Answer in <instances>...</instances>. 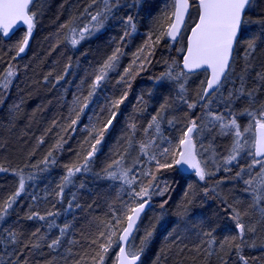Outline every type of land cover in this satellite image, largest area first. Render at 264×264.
<instances>
[{"label": "trees", "instance_id": "trees-1", "mask_svg": "<svg viewBox=\"0 0 264 264\" xmlns=\"http://www.w3.org/2000/svg\"><path fill=\"white\" fill-rule=\"evenodd\" d=\"M125 2L131 3L132 0ZM89 3L90 0H40L34 9L38 11L36 26L27 49L20 57H16L15 53L26 31L20 29L8 39L0 36V78L9 65L17 72L11 88L5 94L7 98L0 105V169H4L0 171V201L14 194L18 188L20 175L26 180L25 192L18 198L17 204L2 226L10 227L19 234L21 243L12 247L22 250V258H26L29 264H46L49 260L53 261V264H74V261L81 257H83L82 264H92L91 257L95 255V246L90 247L86 238H94L98 219H111L110 209L120 208L121 201L129 199L126 195L128 191L126 186L102 178L107 165L118 158L113 149L119 147L118 141H121L127 125L135 122L137 125L135 141H146L148 137L143 129L151 116L167 101L170 107L163 114L161 134H156L154 129L150 130V133L156 136L161 147L171 148L178 143L180 130L187 123L185 114L189 116L193 114V111L180 99L178 89L173 82L165 81L164 86L161 87L157 79L168 71V66L173 60L180 65L183 52L178 50L185 48L184 37L177 42H171L165 37L160 45L155 47L154 54L150 57L151 63H146L142 70L135 65L132 66L130 77H126L130 87L126 88L125 84L117 83L120 75L124 74V69L131 65L134 54L148 41V33L158 29L161 24L166 27L170 23L164 18L166 14L163 10L167 5V11L171 12V0H144L142 8H123L115 19L107 21L100 33L73 48L65 39L69 33L68 28L61 26L70 18L79 17ZM192 3L186 23L187 29L197 18L196 0H192ZM129 14L135 19L136 32L121 43L120 38L125 30L121 19ZM244 18L247 23L242 25L236 43L233 66L239 73L245 63L248 42L255 38L256 49L254 59L251 61L254 68L248 75V87L252 88L256 86V72L264 71V23H260L264 21V0H253ZM85 22H87L86 17L76 21L77 24ZM118 45L124 53L118 67L110 73L107 82L97 90L89 109L81 115L73 131L68 125L70 120L75 118L71 109L74 94L78 92L77 86L84 81L83 93L86 95L87 85L92 79L90 74L112 54ZM69 64L71 68L67 75L57 83L56 78L64 75L65 68ZM45 76L48 77L47 81L44 79ZM206 78L205 71L189 76L185 85L186 91L182 94L188 102L198 101L197 93L201 89V82ZM236 83L239 86L238 80ZM125 90L128 91V97L119 108L120 114L115 127L105 134V142L101 151L95 155L90 171L78 173L74 184L65 189L63 198L57 197L55 192L63 176L66 175V167L72 166L73 163H82L83 156L88 150L89 118L92 122L97 119L106 120V106L112 100L119 98ZM258 97L264 100V87L260 89ZM140 98L142 103L139 102ZM14 105L19 107L13 108ZM200 111L198 109L196 114L199 115ZM173 118H175L174 126L166 122ZM241 123L244 124L245 121L242 119ZM63 128L68 130L62 131ZM86 128L88 131L85 130ZM161 135L167 137V141H162ZM61 136L66 143L62 149H55L54 146ZM41 139L43 143H40ZM49 151L53 153L50 160L54 159L56 162L44 165L42 161ZM129 151L131 155L124 160V167H133L139 155L138 150L129 149ZM229 167H232L231 172L217 171L205 181H198L194 172L183 173L175 166L156 173L158 181L168 184L169 192L164 197H152V206L143 215L139 222L140 230L135 233L137 239L134 243L139 245L144 230L155 225L153 240L141 257L143 264H152L161 248L165 249L167 255V258L162 260V264H220V257L228 251L227 248L221 250L220 241L225 236L235 234L234 222L230 219L228 206L243 208L248 203L246 197L237 200L244 201L243 204L232 201L228 198V193L225 195L227 190L220 195L214 192L216 190L213 191L217 184L229 182L233 184L230 187L238 196L240 194L245 196L242 181L234 178L238 168ZM44 168L47 170L41 171ZM149 168L155 171V162L149 163L147 157H144L131 175H136L139 180L147 182L149 178L141 173ZM29 176H34L35 179L30 181L27 179ZM189 185L192 187L189 188ZM185 192L189 193L187 197L184 195ZM33 195L38 199L32 200ZM165 198L169 199V203L161 209L160 203ZM69 201L73 205L71 210L68 209ZM32 211L42 215L52 211L58 212L59 215L54 218L48 217L45 221L29 220L27 216ZM255 218L253 216V219ZM53 219L61 227L65 222L73 226L64 238V243L56 251L46 247V244L58 235L56 229L49 230L47 227ZM177 220L180 221L182 241V243L177 241V244L180 247L188 246L179 254H177L179 248L171 243L172 237H168ZM247 221L248 217H245V222ZM122 227L124 224L119 225V228ZM36 228H40V232L33 237L31 233ZM210 229L213 230L216 243L211 248L213 255L208 257L203 251L196 252L194 246L200 244L201 249L207 247V244H201V241L206 242L211 239L203 235ZM118 235L119 231L117 237ZM41 236L46 239L41 240ZM117 237L113 239L116 240ZM70 239L78 240L80 243L70 245L67 243ZM245 239L249 245L255 244V247H244L241 251V254L248 259V264H264V228L258 227L255 234L246 233ZM29 241L39 243L41 247L24 248L23 245ZM69 247L73 250L72 256L66 251ZM3 248L4 246L0 245V251H3ZM116 251L118 249L114 246L106 257L105 264H114ZM225 258L227 264H242L237 259L235 251Z\"/></svg>", "mask_w": 264, "mask_h": 264}, {"label": "snow or ice", "instance_id": "snow-or-ice-1", "mask_svg": "<svg viewBox=\"0 0 264 264\" xmlns=\"http://www.w3.org/2000/svg\"><path fill=\"white\" fill-rule=\"evenodd\" d=\"M39 2L40 0H0V36L10 38V33L18 24L26 25V34L18 43L16 57L24 53L29 44V39L37 23L38 11L34 9ZM252 3L253 0H196L197 18L190 28V35L187 36L186 48L178 50L184 53L182 66L173 60L168 66V71L157 78L161 87L164 86L165 81L173 82V85L178 89L180 99L184 101L188 109L193 111V114L190 116L185 114L187 123L180 130L178 143L171 148L161 147L156 136L150 133V130L154 129L156 134H161L163 114L170 107L167 101L151 116L147 126L143 129L148 137L146 141H135L134 138L137 133L135 122L127 125L121 141H118L119 147L113 149L118 158L107 165L104 169L105 175L102 178L126 186L128 190L126 195L129 199L121 201L122 206L120 208L110 209L111 219H98L94 238H86L90 247L95 246V255L91 257L92 264H105L106 257L114 246L118 249L115 252L114 264H143L141 257L153 240L155 225L144 230L143 236L139 239V245L134 243L137 239L135 233L140 230L139 222L146 207H151L152 197H164L169 192L168 184L166 182L162 184L158 181L156 173L174 166L178 170L185 167L193 170L198 181H205L207 177L215 175L220 170L231 172L232 167L229 166L238 168L234 178L242 181L243 192L248 203L243 208L228 206L230 219L234 222L235 234L225 236L220 241L221 250L225 248L228 250L224 256L220 257V264H227L225 257L233 251L242 264H248V259L241 254V251L244 247H255V244L249 245L247 243L246 233L255 234L258 227L264 228V100L258 97L260 89L264 87V71L256 72V86L249 88L248 75L254 68L251 61L254 59L256 49L255 38L248 42L245 63L239 73L233 66L235 62L233 52L242 25L247 23L244 18L245 10L251 7ZM143 5L144 0H132L131 3H127L125 0H90L79 17H72L61 26L69 30L65 39L71 47L76 48L82 41L100 33L107 21L115 19L123 8H142ZM192 6V0H171V12H168L167 5L165 6L163 11L166 15L164 18L170 23L166 27L161 24L158 29L148 33V41L134 54L131 65L124 69V74L120 75L117 83L125 84L126 88L130 87L126 77H130L133 65L142 70L146 63H151L150 57L154 54L155 47L159 46L165 37L171 42L178 41V38L186 30L185 18L189 15V9ZM84 17L87 18V22L76 23L77 20ZM121 23L125 28L120 38L121 43H123L125 38L136 32V23L133 15L130 14L123 17ZM260 23H264V21H260ZM69 25L72 26L69 27ZM122 55L124 53L118 45L112 54L90 74L92 79L87 85L86 95L83 93L85 82L82 81L81 85L77 86L78 92L74 94L71 109L75 118L70 120L68 128L75 131L74 126L77 125L85 110L89 109L90 102L97 90L107 82L110 73L116 70ZM70 68L71 64L66 66L64 75L56 78L57 83L65 78ZM198 69H205V71L210 69V76L201 82V89L197 93L198 101L188 102L182 94L186 91L185 85L190 74ZM16 76L15 68L9 65L3 77L0 78V105L7 98L5 94L11 88ZM44 79L47 81L48 77L45 76ZM237 80L239 86H237ZM127 97L128 91L125 90L119 98L112 100L106 106V120L97 119L92 122L89 118L90 131L85 129L89 136L88 150L83 156L82 163H73L72 166L66 167V175L63 176L62 182L57 186L55 192L57 197L63 198L65 189L74 184V179L78 173L90 171V165L95 155L101 151L105 142V134L115 127V122L120 114L119 108ZM139 102L142 103V98ZM237 105L239 107H236ZM18 107L19 105L13 106V108ZM220 108L223 110H218ZM198 109L201 110L199 115L196 114ZM242 119L245 121L244 124L241 123ZM166 122L174 126L175 118ZM67 130V128L62 129V131ZM202 136L203 139H201ZM224 137H230L231 144L228 154L220 156L215 150L214 141ZM160 139L167 141V137L162 135ZM205 141L208 142L207 147H205ZM40 143H43L42 139ZM64 143L66 141L61 136L54 148L62 149ZM129 149L138 150L139 155L133 167H124V160L131 155ZM52 156V151H49L42 163L44 165L55 164L54 159L50 160ZM144 157H147L149 163L155 162V171L149 168L144 169L141 173L144 177L149 178L147 182L139 180L136 175H131L133 169L142 162ZM3 170L0 169V171ZM46 170V168L41 169V171ZM27 179L31 181L35 177L29 176ZM191 187L192 185H189V188ZM25 190L26 180L23 175H20L18 188L14 194L0 201V245L4 246L3 251H0V264H29L26 258H22L23 251L12 247L21 243L19 234L10 227L2 226L6 223L10 211L13 210L18 198ZM184 195L187 197L189 193L185 192ZM37 199V196H32V200ZM168 203L169 199L165 198L161 201L160 208L164 209ZM236 203L243 204L244 201H236ZM72 207V202L69 201L68 209L71 210ZM57 215H59L58 212L49 211L42 215L37 211H32L28 214L27 219L45 221L48 217L54 218ZM253 216L256 218L253 219ZM245 217H248L247 222H245ZM158 220L159 218H157ZM121 224H124V227L119 228ZM179 224V220L175 221L172 231L168 233V237H172L171 243L176 244L179 248L177 254L182 253L184 248L188 247L187 245L180 247L177 244V241H181ZM47 227L49 230L56 229L58 232V235L46 244L48 249L56 251L64 243V238L73 226L65 222L61 227L53 219L47 224ZM39 232L40 228H36L31 235L35 237ZM203 235L211 237L206 242L201 241V244L206 243L207 247L201 249V245L198 244L194 246V250L198 253L203 251L206 256L210 257L213 255L212 245L216 243L213 230L210 229ZM113 237H117V239L114 240ZM40 239L44 240L46 237L41 236ZM67 243L76 245L80 241L70 239ZM23 247L39 249L41 245L29 241ZM66 251L69 256L73 255L71 247L67 248ZM166 258L165 249L161 248L152 264H162V260ZM65 259L67 262V257ZM82 261L83 257L75 260L74 264H82ZM46 264H53V261L49 260Z\"/></svg>", "mask_w": 264, "mask_h": 264}, {"label": "rangeland", "instance_id": "rangeland-1", "mask_svg": "<svg viewBox=\"0 0 264 264\" xmlns=\"http://www.w3.org/2000/svg\"><path fill=\"white\" fill-rule=\"evenodd\" d=\"M186 31H187V27H186V30L183 32V35H182L183 37H185ZM201 139H203V136L201 137ZM230 144H231V138L230 137L217 138L214 141L215 150L220 156H224V155L228 154V149H229ZM207 146H208V142L205 141V147H207ZM246 159H250V158H246ZM242 162L244 163V161H242ZM230 186H233V184H230L229 182L220 183L219 185L217 184L216 188H215L216 191H214V192H217L220 195L225 190H227V192L225 191L226 192L225 195L228 193L227 196H229L228 198H231L232 201H237L239 199L245 198V196H243L241 194L238 196ZM228 187H230V188H228Z\"/></svg>", "mask_w": 264, "mask_h": 264}, {"label": "water", "instance_id": "water-1", "mask_svg": "<svg viewBox=\"0 0 264 264\" xmlns=\"http://www.w3.org/2000/svg\"><path fill=\"white\" fill-rule=\"evenodd\" d=\"M196 6V5H195ZM191 9H192V7H190V9H189V14H190V12H191ZM196 9H197V7H196ZM248 9V8H247ZM247 9L245 10V13H246V11H247ZM245 13H244V16H245ZM189 16V15H188ZM188 16H186V23H187V19H188ZM194 24V23H193ZM193 24H192V26H193ZM191 26V27H192ZM190 27V28H191ZM190 28L187 30V32H186V35H185V48H186V45H187V36L188 35H190ZM20 29H24L25 31H26V25H23V24H18L17 25V27L14 29V31L12 32V33H10V37H12L18 30H20ZM242 29V28H241ZM240 34H241V30H240V32H239V34H238V38H237V40L239 39V37H240ZM182 35H183V33H182ZM182 37V36H181ZM180 37V38H181ZM5 38V37H4ZM180 38H178V40L180 39ZM5 39H8V38H5ZM169 40V39H168ZM29 41H30V39H29ZM170 41V40H169ZM235 47H236V45H234V50H235ZM27 49V48H26ZM23 54V53H22ZM21 54V55H22ZM233 54H234V52H233ZM20 55V56H21ZM183 55H184V53L182 54V56H181V59H180V65L182 66V57H183ZM19 56V57H20ZM202 71H205V69H198V70H196L193 74H196V73H198V72H202ZM206 73H207V78L210 76V69H208L207 71H205ZM190 75H192V74H190ZM206 78V79H207ZM183 173H190V172H193V170H191V169H188V168H182V169H180ZM151 203V206H152V202H150ZM151 208V207H150ZM149 207H146V209H145V213L150 209ZM145 213H143L142 214V217H143V215L145 214ZM142 217H141V219H142Z\"/></svg>", "mask_w": 264, "mask_h": 264}]
</instances>
